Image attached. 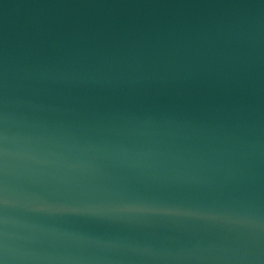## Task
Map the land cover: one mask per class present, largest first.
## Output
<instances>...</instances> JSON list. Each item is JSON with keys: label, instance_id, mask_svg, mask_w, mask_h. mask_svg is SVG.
Listing matches in <instances>:
<instances>
[{"label": "water", "instance_id": "95a60500", "mask_svg": "<svg viewBox=\"0 0 264 264\" xmlns=\"http://www.w3.org/2000/svg\"><path fill=\"white\" fill-rule=\"evenodd\" d=\"M0 264H264V0H0Z\"/></svg>", "mask_w": 264, "mask_h": 264}]
</instances>
